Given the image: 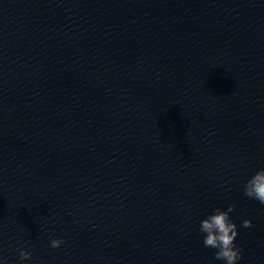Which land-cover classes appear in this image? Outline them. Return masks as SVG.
Listing matches in <instances>:
<instances>
[{"label": "water", "instance_id": "water-1", "mask_svg": "<svg viewBox=\"0 0 264 264\" xmlns=\"http://www.w3.org/2000/svg\"><path fill=\"white\" fill-rule=\"evenodd\" d=\"M261 168L264 0H0L5 264H223L199 223L230 204L264 264Z\"/></svg>", "mask_w": 264, "mask_h": 264}, {"label": "clouds", "instance_id": "clouds-1", "mask_svg": "<svg viewBox=\"0 0 264 264\" xmlns=\"http://www.w3.org/2000/svg\"><path fill=\"white\" fill-rule=\"evenodd\" d=\"M243 194L247 198L264 205V168L258 169L246 180L243 185ZM235 207V204H230L226 210L215 207L199 223V232L202 234L203 246L214 249L215 260L222 261L223 264H240L243 258V250L236 243L239 229L231 215ZM241 226L243 228H251L252 221L244 219ZM63 244V239H52L49 247L52 250H57ZM31 256V251L23 246L20 247L18 251L19 261L28 262ZM0 264H5L2 258H0Z\"/></svg>", "mask_w": 264, "mask_h": 264}]
</instances>
